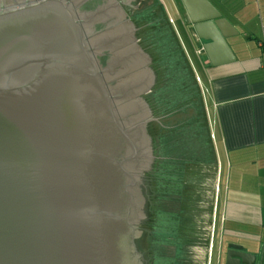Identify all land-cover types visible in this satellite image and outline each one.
I'll list each match as a JSON object with an SVG mask.
<instances>
[{
  "label": "water",
  "instance_id": "water-1",
  "mask_svg": "<svg viewBox=\"0 0 264 264\" xmlns=\"http://www.w3.org/2000/svg\"><path fill=\"white\" fill-rule=\"evenodd\" d=\"M9 1L0 0V264H130L134 234L143 257L135 160L154 157L150 137L143 146L123 125L128 90L107 85L121 72L99 66L104 44L87 40L78 0ZM180 1L205 51L225 45L231 25L208 0ZM47 7L64 22L40 18ZM224 256L264 264V247L231 244Z\"/></svg>",
  "mask_w": 264,
  "mask_h": 264
},
{
  "label": "crops",
  "instance_id": "crops-1",
  "mask_svg": "<svg viewBox=\"0 0 264 264\" xmlns=\"http://www.w3.org/2000/svg\"><path fill=\"white\" fill-rule=\"evenodd\" d=\"M179 1L177 18L194 51L192 58L185 48L182 54L199 106L186 122L157 133V162H171L174 199L170 210L159 211L166 219L158 233L162 247L174 248L164 256L169 264H225L227 245L247 253L264 247V0H208L231 25L225 45L209 53ZM153 10L147 5L142 14L160 21Z\"/></svg>",
  "mask_w": 264,
  "mask_h": 264
},
{
  "label": "flooded vegetation",
  "instance_id": "flooded-vegetation-1",
  "mask_svg": "<svg viewBox=\"0 0 264 264\" xmlns=\"http://www.w3.org/2000/svg\"><path fill=\"white\" fill-rule=\"evenodd\" d=\"M38 1L40 0H10L7 7H19ZM71 4L77 18L79 20L83 18L88 22V32L85 33L87 40L97 41L96 43H99L100 46L104 44L102 49L104 51L99 54L101 55L100 61L98 59L99 66L110 67L112 70L121 72V74L119 73L120 77L116 76L118 78L115 77V74L111 75V81L107 85L128 90L121 99V108L124 109L126 115L123 125L129 129L131 136L143 146L146 145V139L150 137L151 154L153 155V138L150 131L153 127H159L160 119L154 116L148 98L156 86L157 71L153 68L152 59L147 63L142 54L147 52L140 43L139 34L140 32L144 33L147 26H137L133 17L141 15L147 5L152 6L153 12L157 14L158 8L155 2L153 0H78L77 4L74 2ZM51 10L50 7H47L37 11L44 13L40 17L42 19L51 18L53 14L61 17L55 12L52 13ZM29 13H36L35 8ZM55 19L64 22L63 17H55ZM100 21L107 22V24L99 28L98 22ZM149 71L153 72V77ZM141 123L143 126L140 125ZM154 158L157 161L156 154ZM154 158L150 160L141 153L135 160L137 165L143 166L135 191L139 201L145 172L150 170ZM146 166L148 167L145 169ZM136 213L135 215H137ZM138 236L139 234L133 236L134 249L129 250L130 264H145L142 254H139L135 248V239Z\"/></svg>",
  "mask_w": 264,
  "mask_h": 264
},
{
  "label": "rangeland",
  "instance_id": "rangeland-1",
  "mask_svg": "<svg viewBox=\"0 0 264 264\" xmlns=\"http://www.w3.org/2000/svg\"><path fill=\"white\" fill-rule=\"evenodd\" d=\"M176 1L179 0H160V4L164 10L166 18L168 19L171 17L174 19L173 25L165 23L162 16V10L160 9L161 6H157V4L156 7L159 8L157 14L162 23L155 17L149 16L148 18L143 14L137 15V17L133 18L135 19L137 26H142L145 25L144 23L151 22L149 27L145 29V31H148H144V33L140 32V43L147 54L151 56L153 68L156 69V71L157 69H161V71L163 69L164 73L163 77L159 76L161 79L158 84V88L149 96L148 101L151 99L154 103L160 101L161 104L164 103L167 105L169 111H172V108L175 109L176 107H179V105H182L185 106L186 109L190 108V110L187 111L191 112V109H198L199 106V98L195 85V82L197 81H195L192 74H190L187 62L182 53L183 48H185L192 58L194 51L192 42L190 41L189 31L179 23L177 18L178 6L176 7ZM179 4H181L180 1L178 5ZM147 32L151 35L150 38L147 37L148 39L145 38V34H147ZM164 77L166 78L165 82H163ZM151 109L154 116L156 115V118L161 119L159 116L161 115V111H157L152 107ZM187 111H185L186 114H182V119L186 118V115L190 113ZM174 119L176 120L177 116H174ZM156 130L157 128L153 127L152 131H150L153 138V157L155 156V151L157 150H155ZM157 165H159V163L154 158V163L152 164L150 170L145 172V177L142 181L144 211L142 253L145 264H169L167 261L169 259L168 257H172L174 252L173 247L168 248L161 246L162 240L158 233V231H163L162 221L166 219L165 214L163 217L158 216L160 213L159 211L163 209L167 211L169 208L164 207V204L172 207V200L174 201L171 197L172 193L170 189L172 186L170 180L173 174V168L169 163L163 168L159 165V169L157 168ZM162 176L166 177V186L162 183ZM167 179L170 180L168 181ZM161 183L162 187H165V190L163 189L164 191H170L169 195L168 193H164L169 196L167 198L163 196L164 199L162 198L161 193H158V191H161ZM156 245L159 247L156 248ZM166 255L167 260L164 261V256Z\"/></svg>",
  "mask_w": 264,
  "mask_h": 264
},
{
  "label": "trees",
  "instance_id": "trees-1",
  "mask_svg": "<svg viewBox=\"0 0 264 264\" xmlns=\"http://www.w3.org/2000/svg\"><path fill=\"white\" fill-rule=\"evenodd\" d=\"M158 55H159V53H158ZM156 71V70H155ZM162 73V74H161ZM163 75H164V73H163V69H162V71H161V69H157V83H156V86H155V88H154V90L152 91V93L158 88V84H159V82H160V77L159 76H161V77H163ZM166 78L164 77L163 78V82H165L166 80H165ZM163 85V84H162ZM152 100V99H151ZM148 101L149 102V104H151V107L153 108V109H155V110H157V111H161V115H159L160 116V124H159V127H157V130H156V134H155V150L157 149V147H158V145H159V141L157 140L158 139V137H157V133L160 131H164L165 133L166 132H168V131H171V129L173 128V127H175V126H177L178 124H180V123H182V122H186V118H184V119H182V117H179L180 115V113H182V114H186V112L185 111H187V110H190V108H185V106H180L179 105V107H176L175 109L174 108H172V111H169V109H168V107H167V105L166 104H164V103H162L161 104V102L160 101H157V102H155L154 103V101ZM188 112V111H187ZM179 115V116H178ZM156 116V115H155ZM174 116L176 117L177 116V119L175 120L174 119ZM179 117V118H178ZM163 120H164V122H163ZM172 134L170 133L169 134V136H168V138H167V143H169V148H171V142H172V136H171ZM155 153L157 154V150L155 151ZM170 164L171 165V162L169 161V160H167V164ZM157 168L159 169V166L157 165ZM161 178H163V184L166 186V177H161ZM160 178V179H161ZM168 180V179H167ZM169 181V180H168ZM162 183H161V186H160V190L161 191H158V193H162V189H164L165 190V187H162ZM159 185H160V183H159ZM169 186V185H168ZM167 186V187H168ZM172 187H170V189H171ZM163 190V191H164ZM165 193H167V190L166 191H164ZM170 192V191H169ZM169 192H168V195H169ZM162 195V194H161ZM168 195H166V194H164V197H168ZM160 196V195H159ZM163 197V198H164ZM164 207H167V208H169L168 210H170L171 209V206L169 205H165L164 204ZM160 214H162V212H160ZM164 226V225H163ZM159 245V244H158ZM159 246H157L156 245V248H158ZM159 255V254H158Z\"/></svg>",
  "mask_w": 264,
  "mask_h": 264
},
{
  "label": "built area",
  "instance_id": "built-area-1",
  "mask_svg": "<svg viewBox=\"0 0 264 264\" xmlns=\"http://www.w3.org/2000/svg\"><path fill=\"white\" fill-rule=\"evenodd\" d=\"M197 51H198V53H201V49H198Z\"/></svg>",
  "mask_w": 264,
  "mask_h": 264
}]
</instances>
